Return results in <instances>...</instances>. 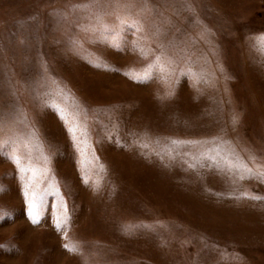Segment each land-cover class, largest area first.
<instances>
[{
    "label": "rangeland",
    "instance_id": "374dc122",
    "mask_svg": "<svg viewBox=\"0 0 264 264\" xmlns=\"http://www.w3.org/2000/svg\"><path fill=\"white\" fill-rule=\"evenodd\" d=\"M261 33L264 0H0V139L35 128L69 216L50 195L33 224L0 148V264H264V199L242 195L264 176L205 154L264 165ZM50 100L79 105L86 175Z\"/></svg>",
    "mask_w": 264,
    "mask_h": 264
},
{
    "label": "snow or ice",
    "instance_id": "6c2138e0",
    "mask_svg": "<svg viewBox=\"0 0 264 264\" xmlns=\"http://www.w3.org/2000/svg\"><path fill=\"white\" fill-rule=\"evenodd\" d=\"M96 20L98 26L102 28L105 33L111 31L119 35L120 29L118 26H110L104 23L102 16L96 17ZM250 39L254 41L252 46L256 48L257 51L264 53V33L257 34ZM159 67L160 71L164 72L166 75L170 71V69H168L164 64L159 65ZM126 74L131 75L132 78L136 80H147L151 78L150 72H145L143 75L135 73ZM57 94L63 96L65 99L71 98V93H66L64 89L58 88ZM45 103L50 104L51 107L56 109L60 118L64 121V124L71 135V139L80 154L79 164L81 166V170L86 175V169L91 164V161L87 156L85 146L86 142H82L80 136L78 135V132L81 131L80 114L78 111L79 105H76L77 110L70 112L67 107H62L55 100L46 101ZM22 118L25 120L27 119L26 115L22 116ZM2 124L3 121L0 120V125ZM34 141L35 143H33ZM5 145H9L11 147V150L5 155L16 165V168L18 169L19 178L23 184V196L27 205V216L30 218L31 222L33 224H38L40 222V217L46 209L48 196L55 195L60 198L59 209L62 213V215L58 216L55 220L56 227L58 229L66 227L69 216L67 212V203L63 200L62 193H60L56 185L53 184L48 187H43V181L38 180V176H42L43 173L49 172L50 169L47 167L38 168L34 163V153L37 149H39L40 156L46 164L50 163V157L44 151V144L36 135L35 128H31L26 135H22L18 138L10 137L8 139H0V148H3ZM213 151L216 152L215 155L211 154ZM205 154L207 155V158L218 167L223 166L229 171L235 170L237 172L247 173L249 176L253 174L264 176V165H260L258 169L254 170L246 161L236 157L233 152H228L227 154L222 155L219 148H210ZM252 159L254 161L256 158L252 157ZM244 178V175H240V179ZM2 190L3 186H0V191ZM242 195L250 199H264V197L260 196H248L247 193H242ZM3 216L11 217L12 213L4 212ZM3 216H0V220L3 219ZM64 247L70 251H76L75 246L69 248V245L65 244Z\"/></svg>",
    "mask_w": 264,
    "mask_h": 264
}]
</instances>
